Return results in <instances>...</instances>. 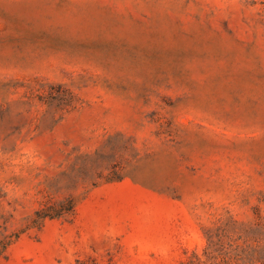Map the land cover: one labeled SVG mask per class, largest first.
<instances>
[{
	"label": "rangeland",
	"instance_id": "1",
	"mask_svg": "<svg viewBox=\"0 0 264 264\" xmlns=\"http://www.w3.org/2000/svg\"><path fill=\"white\" fill-rule=\"evenodd\" d=\"M0 264H264V0H0Z\"/></svg>",
	"mask_w": 264,
	"mask_h": 264
}]
</instances>
